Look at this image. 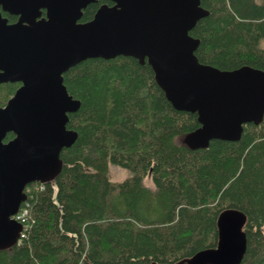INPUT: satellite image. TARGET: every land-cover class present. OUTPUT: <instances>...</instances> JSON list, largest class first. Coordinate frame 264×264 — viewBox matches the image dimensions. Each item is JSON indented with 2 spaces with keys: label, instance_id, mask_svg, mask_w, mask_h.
I'll return each mask as SVG.
<instances>
[{
  "label": "trees",
  "instance_id": "1",
  "mask_svg": "<svg viewBox=\"0 0 264 264\" xmlns=\"http://www.w3.org/2000/svg\"><path fill=\"white\" fill-rule=\"evenodd\" d=\"M105 2L113 3H89L80 21ZM201 5L209 14L190 30L200 38L199 61L264 69V0ZM64 83L81 101L67 123L78 137L61 152V172L29 192L25 235L0 249V264H174L216 246L217 216L227 207L247 215L239 264H264V120L246 123L239 140L192 149L184 137L200 125L197 113L173 106L147 62L86 58ZM19 84L0 83V106ZM111 165L128 175L113 180Z\"/></svg>",
  "mask_w": 264,
  "mask_h": 264
},
{
  "label": "water",
  "instance_id": "2",
  "mask_svg": "<svg viewBox=\"0 0 264 264\" xmlns=\"http://www.w3.org/2000/svg\"><path fill=\"white\" fill-rule=\"evenodd\" d=\"M95 0H0V83L22 84L0 106V249L11 248L22 223L12 217L27 200L31 182L54 179L61 152L78 137L69 113L81 101L64 73L91 57L133 56L147 62L173 106L197 113L200 125L184 142L205 148L213 139L239 140L244 125L264 120V69H221L199 61L200 38L190 34L209 14L201 0H110L80 21ZM45 10V14L43 11ZM9 132L15 136L8 141ZM246 213L227 207L217 216L216 246L174 264H239L247 249Z\"/></svg>",
  "mask_w": 264,
  "mask_h": 264
},
{
  "label": "rangeland",
  "instance_id": "3",
  "mask_svg": "<svg viewBox=\"0 0 264 264\" xmlns=\"http://www.w3.org/2000/svg\"><path fill=\"white\" fill-rule=\"evenodd\" d=\"M262 46H264V40L262 41ZM110 175H111V178L113 180H122L123 178H125L128 175V172H127V170H125V169H123L117 165H111L110 166ZM145 184H147L150 187L153 186L152 182L149 179H147L145 181Z\"/></svg>",
  "mask_w": 264,
  "mask_h": 264
},
{
  "label": "built area",
  "instance_id": "4",
  "mask_svg": "<svg viewBox=\"0 0 264 264\" xmlns=\"http://www.w3.org/2000/svg\"><path fill=\"white\" fill-rule=\"evenodd\" d=\"M29 206H30L29 203H26V205H24L15 216L19 221L23 222L25 226L21 238L25 235L24 232L27 228V225L29 224V217H30Z\"/></svg>",
  "mask_w": 264,
  "mask_h": 264
},
{
  "label": "flooded vegetation",
  "instance_id": "5",
  "mask_svg": "<svg viewBox=\"0 0 264 264\" xmlns=\"http://www.w3.org/2000/svg\"><path fill=\"white\" fill-rule=\"evenodd\" d=\"M0 10L2 11V14L4 15V12H7V11H4V10H2L1 8H0ZM7 13H9V14H11L10 12H7ZM43 14H45V12L43 11ZM12 15H15V14H12ZM4 16H6V15H4ZM8 19H9V22H15V21H17L18 20V15H17V19L15 20V21H11L10 20V18L8 17V16H6ZM13 82H16V81H13ZM17 82H19L20 84H19V86L22 84L20 81H17ZM4 83V82H3ZM18 86V87H19ZM1 106H4V105H1ZM15 136V135H14ZM13 136V137H14ZM13 137H11V138H13ZM11 138H9V139H11ZM9 139H7V140H5V141H8Z\"/></svg>",
  "mask_w": 264,
  "mask_h": 264
}]
</instances>
